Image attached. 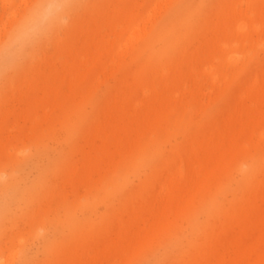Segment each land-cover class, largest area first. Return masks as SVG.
Returning a JSON list of instances; mask_svg holds the SVG:
<instances>
[{
  "label": "bare ground",
  "instance_id": "obj_1",
  "mask_svg": "<svg viewBox=\"0 0 264 264\" xmlns=\"http://www.w3.org/2000/svg\"><path fill=\"white\" fill-rule=\"evenodd\" d=\"M83 2L0 57V92L18 72L29 86L0 99V264H264V0H163L141 24L137 9L108 79L81 51L37 81L29 57ZM216 61L235 74L205 102L185 85ZM157 90L175 96L138 112Z\"/></svg>",
  "mask_w": 264,
  "mask_h": 264
},
{
  "label": "rangeland",
  "instance_id": "obj_2",
  "mask_svg": "<svg viewBox=\"0 0 264 264\" xmlns=\"http://www.w3.org/2000/svg\"><path fill=\"white\" fill-rule=\"evenodd\" d=\"M39 0H0V46L4 44L10 34L13 33L16 26L25 17V15L34 7ZM163 0H84L82 4L77 6L69 17L63 19L62 25L58 27L53 36L43 43V45L29 57L25 64L30 68V72L34 78L46 84L59 76L56 73L57 66L60 62L67 64L81 56L85 55H101L106 63L104 76L109 78L111 68L118 63H124L128 55L124 54L126 46V37L131 36L130 28L135 22L134 12L139 9L142 11V18L138 24L147 20L153 15L155 8L163 4ZM167 3L166 5H169ZM142 7V8H140ZM164 10V9H163ZM110 34L108 51L103 50L98 42L97 34ZM88 49H87V48ZM65 50L68 54L65 56ZM82 51V52H81ZM87 51V52H86ZM81 52V53H79ZM101 53V54H99ZM81 61L87 62V57L83 56ZM59 67V66H58ZM214 67H221L222 74L213 79L210 74L199 76L195 73L191 74V78L187 80L185 88L191 90L197 88L199 93L205 95L207 102L209 99L216 97L218 92L222 90L223 84L231 79L235 74V66L231 64L222 65L219 61L214 63ZM22 72L11 75L14 79L13 88H3L0 92V99L9 95L15 97L16 100L22 97V93L29 92V86L21 82ZM32 77V76H31ZM73 78V77H71ZM44 88V87H42ZM101 89V90H100ZM106 86L97 87L95 95L100 97L104 92H108ZM40 93V92H39ZM34 93L35 95L39 94ZM21 94V96H20ZM172 92H151L141 98L137 111L141 114L145 113L151 105L158 106L165 97L174 98ZM25 99V97H24ZM110 108L116 112L118 103L114 101L110 103ZM259 107H254V111H258ZM190 111L191 109L188 108ZM24 223H20V227L14 231H8L7 236L23 231ZM32 241V251L37 250V241ZM41 258V255L38 256ZM146 261V260H145ZM141 264V263H139Z\"/></svg>",
  "mask_w": 264,
  "mask_h": 264
},
{
  "label": "clouds",
  "instance_id": "obj_3",
  "mask_svg": "<svg viewBox=\"0 0 264 264\" xmlns=\"http://www.w3.org/2000/svg\"><path fill=\"white\" fill-rule=\"evenodd\" d=\"M67 9V0H40L0 46V57L8 62L17 59L26 48L48 34Z\"/></svg>",
  "mask_w": 264,
  "mask_h": 264
}]
</instances>
